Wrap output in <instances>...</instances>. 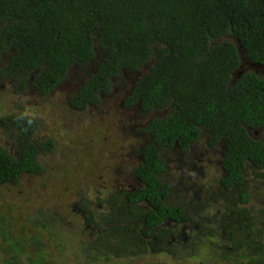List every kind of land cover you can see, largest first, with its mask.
Returning a JSON list of instances; mask_svg holds the SVG:
<instances>
[{"label": "trees", "instance_id": "trees-1", "mask_svg": "<svg viewBox=\"0 0 264 264\" xmlns=\"http://www.w3.org/2000/svg\"><path fill=\"white\" fill-rule=\"evenodd\" d=\"M225 35L237 45L221 39ZM2 56L0 85L17 82L14 92L31 89L47 98L74 73L79 85L66 101L74 112L87 114L114 91L120 94L115 109L135 110L144 119L165 111L138 130L146 139L133 150L136 183H112L103 210L87 199L75 204L84 213L73 210L82 229H96L79 239L76 264H143L142 258L159 254L178 263L193 256L202 262L200 249L206 248L203 264H264L262 231L250 238L246 223H233L234 216L250 219L248 207L257 206L259 196L264 208L258 194L264 189V140L255 134L264 131V0H0ZM124 75L129 84L121 91ZM13 108L0 117L14 143L13 152L0 145V189L15 187L26 173H44L38 155L55 147L54 139L38 136L39 120L19 104ZM195 144L205 148L201 159L192 152ZM173 150L180 158L170 155ZM211 150L223 176L215 181L211 174L203 182L216 183L196 187L188 176H177L191 197L201 190L208 202L189 198L193 212L169 205V197H183L174 194L178 185L161 178L173 158L205 164ZM207 166L212 171L211 163L204 171ZM204 213L213 221L209 226H203ZM29 223L30 233L18 231L0 211V264H46L43 234L59 253L68 252L59 235L63 219L39 210Z\"/></svg>", "mask_w": 264, "mask_h": 264}, {"label": "rangeland", "instance_id": "rangeland-1", "mask_svg": "<svg viewBox=\"0 0 264 264\" xmlns=\"http://www.w3.org/2000/svg\"><path fill=\"white\" fill-rule=\"evenodd\" d=\"M221 39L229 40L237 45V42L227 35ZM3 63L4 57L2 56L0 67ZM148 66L149 64L141 68L135 75H141ZM259 71L263 72L264 70L259 69ZM73 75L74 73L57 86L47 98L36 94L31 89L21 94L20 92H14L17 82L8 80L0 85V117L13 110L14 104H19L23 107L22 112L41 122L38 136L40 138L50 137L55 142L53 150L44 151L38 155L39 162L46 169L44 173H26L20 177L15 187L6 185L0 189V211H5L13 227L18 231L22 229V231L28 233L31 230L29 221L34 219L39 210L63 219L65 227L63 229L62 226L59 235L63 237L60 239L62 241L61 248L66 244L68 252L64 254L65 256L59 253L58 247L48 239L46 234H43L42 239L46 247V264H76L79 261L81 253L79 239L87 238L88 231L82 229L81 219L77 220L76 215H74V205L80 203L82 199H87L91 205L94 204V209L103 210L105 209L106 195H109L107 188L112 183H120L117 180H123L124 185L136 183L132 179V169L136 167L138 163L136 160L139 159L133 150L140 147L146 139L144 135L138 132L142 129L145 119L160 117L165 113L164 110H156L153 111L152 115L150 114L151 116L144 119L138 116L135 110L124 111L118 107L115 109L116 97L120 96L118 93L115 94L116 91L103 96L104 102L102 101L101 105L94 107L87 114L74 112L68 108L66 102L69 93L75 91L77 85H79L80 79L75 78ZM121 82L124 83L121 88V91H123L126 88L125 83L129 84L128 78L124 75ZM118 103L119 101H117V105ZM255 134L264 140V131H256ZM9 135L0 126V145L13 152V137ZM42 141L44 142V139ZM199 145L204 146L202 143H199ZM199 149L195 144L192 152L201 159L203 153ZM201 149L205 148L201 147ZM171 153L170 155L175 159L180 156L176 150ZM174 158L173 161L175 162L167 167L166 171L161 174V178L172 184L174 188L177 185L179 186L174 194H179L180 197L183 196L181 198L185 200H178L176 204L184 205L186 209L193 212L197 207L188 201L192 200L189 198H193V201H203L202 204L205 205L208 202L202 198L205 193L196 190L193 197H191L190 192H186L184 184H179L180 181H178L177 176L178 174L191 176L194 180L193 185L196 187L208 182L216 183V179L222 176L217 154L214 153V150H211L210 153L204 156L206 161L209 159L207 163L213 165L212 171L208 166L204 171V165L206 166L207 163H193L190 157L181 160L180 164L182 166H185V161L190 162L185 167L178 164ZM178 167H181L184 172L182 170L178 172L176 170ZM211 174H214L213 179L218 176L215 181L203 182L204 177ZM253 191L254 189L251 187L249 192ZM258 192V194L264 195V189H259ZM254 196L251 195L252 200ZM260 199L259 196L257 206L255 202L249 205L248 209L252 210V215L264 211V208H260L262 205ZM226 205L227 203L224 207ZM223 210L225 209L223 208ZM203 219L205 221L203 226H209L213 222L209 221L206 213H204ZM188 229L189 224H186V230ZM93 231L96 232V229H89L92 234ZM185 238H187V235H185ZM204 241L220 244L216 238H208ZM222 248H224V245L220 244V249ZM202 252H205L202 262L207 261L208 248L200 249L201 255ZM195 254H197V251ZM149 258L144 257L140 261L143 264H160L161 262L203 264L201 261L194 259V256L192 259H184L185 262L183 263H178V260H174L165 254Z\"/></svg>", "mask_w": 264, "mask_h": 264}, {"label": "flooded vegetation", "instance_id": "flooded-vegetation-1", "mask_svg": "<svg viewBox=\"0 0 264 264\" xmlns=\"http://www.w3.org/2000/svg\"><path fill=\"white\" fill-rule=\"evenodd\" d=\"M218 164H220V158H218ZM182 166V165H181ZM182 167H185V166H182ZM176 170L179 172L180 170H182L181 169V167H178V168H176ZM182 172H184V170H182ZM182 175H185V174H182ZM185 176H187V175H185ZM222 176H223V172H222ZM221 176V177H222ZM220 177V176H219ZM220 177V178H221ZM188 180L189 181H191L192 183L194 182V180L192 179V177L191 176H188ZM121 185H123V184H121ZM124 186H126V185H123L122 186V188L124 187ZM130 186V185H129ZM249 187H252V189H254L253 188V186H249ZM122 188H120V189H122ZM250 189V188H249ZM251 194L252 195H254V191L253 192H251ZM168 200V202H169V205H177L176 204V201H178V200H183L182 198H175V199H171L170 197L167 199ZM175 203V204H174ZM264 203V202H263ZM235 204H233V206H234ZM73 210L74 211H76L77 213H79V214H84L83 213V211L79 208V207H77L76 205H74V208H73ZM234 214V212H233V210H232V212H230V214ZM264 211H262L260 214L259 213H256V215H252V214H249L248 216H250V219H247V220H245V217L243 216V217H240V216H234V221H233V223H235L236 225H241L243 222L244 223H246L247 224V227L250 229V230H252L251 231V233L248 235V237L250 236V238H251V236L253 235V234H256V232L259 230V231H262L260 234H259V237L261 238L262 236H263V234H264ZM231 218V216L230 215H227V219H230ZM89 227V226H88ZM89 229H91L90 227H89ZM223 231H221V233H222ZM225 233L223 232V235H224ZM224 236H226V235H224ZM236 242H238V239L237 238H235L234 239ZM242 261H244V260H242Z\"/></svg>", "mask_w": 264, "mask_h": 264}, {"label": "clouds", "instance_id": "clouds-1", "mask_svg": "<svg viewBox=\"0 0 264 264\" xmlns=\"http://www.w3.org/2000/svg\"><path fill=\"white\" fill-rule=\"evenodd\" d=\"M233 43V42H232ZM234 44V43H233Z\"/></svg>", "mask_w": 264, "mask_h": 264}]
</instances>
